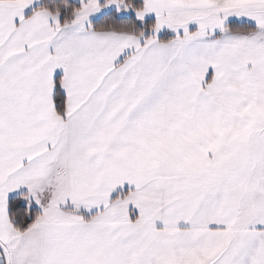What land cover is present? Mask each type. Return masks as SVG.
<instances>
[{
    "label": "snow or ice",
    "instance_id": "snow-or-ice-1",
    "mask_svg": "<svg viewBox=\"0 0 264 264\" xmlns=\"http://www.w3.org/2000/svg\"><path fill=\"white\" fill-rule=\"evenodd\" d=\"M0 264H264V0H0Z\"/></svg>",
    "mask_w": 264,
    "mask_h": 264
}]
</instances>
